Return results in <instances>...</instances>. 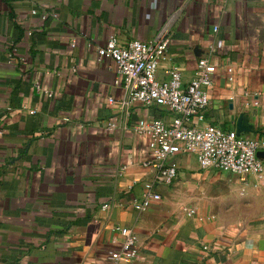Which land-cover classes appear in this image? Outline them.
<instances>
[{
    "label": "crops",
    "instance_id": "crops-1",
    "mask_svg": "<svg viewBox=\"0 0 264 264\" xmlns=\"http://www.w3.org/2000/svg\"><path fill=\"white\" fill-rule=\"evenodd\" d=\"M163 27L157 77L176 66L187 81L209 57L203 123H241V135L264 139V0H0V264H115L116 225L138 237L140 258L128 264H264V178L231 175L260 207L235 220L188 184L215 170L180 154L161 200L131 206L153 176L136 125L169 113L125 107L117 67L97 50L112 35L148 41ZM258 157L264 167V150Z\"/></svg>",
    "mask_w": 264,
    "mask_h": 264
},
{
    "label": "built area",
    "instance_id": "built-area-1",
    "mask_svg": "<svg viewBox=\"0 0 264 264\" xmlns=\"http://www.w3.org/2000/svg\"><path fill=\"white\" fill-rule=\"evenodd\" d=\"M31 13L36 11L31 10ZM45 17L41 15V18ZM166 31L167 27H163L154 39L148 41L132 39L120 42L117 36L112 35L97 50L100 57L111 59L117 67L119 84L125 93L122 100L125 107L139 103L161 107L169 113L167 119L153 118L149 123L136 125V130L148 138V153L141 164L153 171L152 179L142 184L139 197L131 201V206L139 213L152 202L161 200L158 186L170 185L175 180L177 156L180 154L193 155L201 169L227 173L242 181L250 175L264 178L263 163L258 157V152L264 150V139L245 137L236 129L203 123L204 110L209 105L208 90L213 84L216 68L214 61L200 57L187 81L182 79L181 70L176 66L166 70L165 78L157 77L158 66L168 44ZM26 35H30V31H26ZM225 74L227 80L232 81L230 67H225ZM35 86L48 97L52 96L51 91L41 89L38 84ZM107 206L103 204L101 207L105 209ZM187 214H195V209H188ZM114 231L120 233L122 242L108 254L109 259L115 264H128L139 259L136 233L119 225L114 226ZM203 248L206 250L207 246Z\"/></svg>",
    "mask_w": 264,
    "mask_h": 264
},
{
    "label": "rangeland",
    "instance_id": "rangeland-1",
    "mask_svg": "<svg viewBox=\"0 0 264 264\" xmlns=\"http://www.w3.org/2000/svg\"><path fill=\"white\" fill-rule=\"evenodd\" d=\"M189 186L197 190L202 187L207 208L214 214L232 217L241 220L260 208L257 205H250L246 202L253 199V194L244 190L239 185L238 179L231 175L218 171H210V174L188 181ZM242 184V183H241ZM243 186V185H242Z\"/></svg>",
    "mask_w": 264,
    "mask_h": 264
},
{
    "label": "water",
    "instance_id": "water-1",
    "mask_svg": "<svg viewBox=\"0 0 264 264\" xmlns=\"http://www.w3.org/2000/svg\"><path fill=\"white\" fill-rule=\"evenodd\" d=\"M238 128L236 129L238 133L242 130V128H246V126H243L241 123H238Z\"/></svg>",
    "mask_w": 264,
    "mask_h": 264
}]
</instances>
